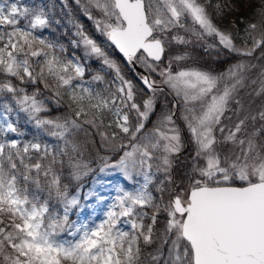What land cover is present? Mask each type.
<instances>
[{"label": "snow or ice", "instance_id": "snow-or-ice-1", "mask_svg": "<svg viewBox=\"0 0 264 264\" xmlns=\"http://www.w3.org/2000/svg\"><path fill=\"white\" fill-rule=\"evenodd\" d=\"M71 2L104 38L69 21L72 46L100 62L90 81L86 63L37 34L61 22L54 5L0 3V95L11 96L0 106V264H264V4L238 18L241 30L220 26L237 10L232 0ZM174 44L235 59L215 73L178 67L190 53L171 55ZM122 64L138 70L141 87ZM37 85L51 95L41 99ZM64 95L69 112L49 115L46 101L59 107ZM16 113L57 143L21 139ZM80 132L93 139L78 140ZM187 144L193 151L181 161ZM97 162L139 186L118 187L100 223L76 226L79 182ZM29 182L47 191L43 201L30 198Z\"/></svg>", "mask_w": 264, "mask_h": 264}, {"label": "trees", "instance_id": "trees-1", "mask_svg": "<svg viewBox=\"0 0 264 264\" xmlns=\"http://www.w3.org/2000/svg\"><path fill=\"white\" fill-rule=\"evenodd\" d=\"M12 2H18L20 4L23 5H27L29 7H35L36 5H42L45 6L46 8L49 6L54 5L53 8V13L54 19H59L61 22L59 24H53L50 28L48 29H44L39 31L40 33L38 34H42L43 38L54 41V42H58L63 44L66 49L67 52L64 54L67 57V53H74L77 54L84 63H86L88 65V71L86 73L85 76V80L86 81H90L92 75H94L97 71H99L101 68L99 67L100 62L99 61H87L84 60V49L83 46L79 47V48H75L72 46L71 41L73 40H78L79 38L77 36H75L74 34V24L70 23L69 21H75L78 20L80 23H82L84 25V29L85 32L92 36L94 39H96L98 42H103V37L100 36V34L98 32H96V30L93 27V24L91 21L87 20L83 15H81L79 13V11L76 9L75 5L72 4L71 0H69V8H63L61 2L59 3L58 0H0V3H5L10 4ZM233 5L236 7V11L228 17V20L224 23H221L220 26L221 27H225L229 22L235 25V28L237 29H243L244 28V23L239 22L238 18L239 17H250L251 13L253 12V10H258L259 7L261 6V4H264V0H232ZM219 23V22H218ZM23 25V22H22ZM242 33V31H241ZM174 53L173 55L176 54H183L185 51H188L191 53V49H193V53H195L197 56H190L189 60L184 61L183 63L179 64L180 66H189V65H198L204 69L210 70L212 72H220L222 70H224L226 68V66H228L229 64L232 63V61L235 59L234 57H230L224 53H222L220 55V57L216 60H214L213 58H210L207 54H205L203 52V50L195 45L190 46L188 48H185L183 46H178V45H174ZM111 54L113 55L114 58H116L117 60H119V55L118 53L110 48L108 49ZM123 71L125 73V75L129 78L132 79L138 87H141L139 85L138 80H136V72L133 69H129L127 66L123 65ZM108 78L110 79V75H108ZM14 83L16 81H13ZM76 83H80L79 81H77ZM85 86H89L88 84H85ZM92 87H100V85L98 84H93L91 85ZM27 89L29 92L32 91L33 86L32 85H26ZM36 87H39L41 89L42 92V96L40 97L41 99H43L44 97H48L51 95L50 91L44 90L42 85H37ZM169 101H171V98L168 97ZM5 101H9L11 102V96L4 94V95H0V106L3 105V103ZM46 103H48L49 107L52 109V112L49 113V115L55 116V115H60V114H67L69 112V100L67 95H64L62 98V102L61 105L59 107H57L55 105V103L51 100L46 101ZM13 108H15V104L14 102L12 103ZM13 121L19 126V128L21 130L24 131L25 136L22 137L21 139L24 140H29L32 139L33 136L39 135L40 139L44 142H47L50 145H55L57 143L56 140H54L53 138H50L48 136H45L43 134L38 133V130H36L31 124L26 122V116L23 113H16V115H14L12 117ZM106 122V121H105ZM85 130L88 132H93L94 130L89 128L88 125H85ZM78 140H91L93 139V137H86L84 132H80L77 136ZM94 139L98 142L99 141V136H95ZM95 145H93L92 147V154H94L95 152ZM102 155L104 154L103 152L101 153ZM86 158L89 156L88 153H85ZM189 156V153L186 154L185 156L181 157L180 160L183 159V161L185 160L186 157ZM92 167L95 169V171L91 172L90 174H88L87 176L83 177L82 180L79 182V184H81L82 182L87 181V183H90V181L94 178V174L99 173V163H95L92 165ZM180 171L183 175L182 169L178 170ZM105 173H107V175H105ZM64 175H67V169L64 170ZM105 175V176H104ZM100 176H104V178H110L113 179L115 178V175L113 174H108L107 171L105 172H101L97 175V177ZM42 182H43V178H42ZM63 183H68L67 179L63 180ZM20 184L23 186L24 181L20 180ZM89 184L84 185V188H86V186ZM28 188H29V195L30 198L32 195H38L41 198V201H43L46 197H47V191H39L35 188V186L33 184H31L29 182L28 184ZM104 191V190H103ZM77 192V187H76V183L73 182V184L71 185V190H70V194H75ZM93 199V198H92ZM50 207L52 210H59L60 209V205L57 204V202L55 200L50 201ZM73 211H76V209H74ZM74 216V214L70 215V219H72ZM163 220V215L161 216V221ZM163 227V224L160 223L157 225L158 229H161ZM155 247V246H153ZM151 251V249H145V252Z\"/></svg>", "mask_w": 264, "mask_h": 264}, {"label": "rangeland", "instance_id": "rangeland-1", "mask_svg": "<svg viewBox=\"0 0 264 264\" xmlns=\"http://www.w3.org/2000/svg\"><path fill=\"white\" fill-rule=\"evenodd\" d=\"M58 1H59V3L61 2V0H58ZM73 30H74V34H75L76 29L73 28ZM38 33H40V32H37V34ZM240 34H241V37H242L243 36V32L240 33ZM38 35L43 36L42 34H38ZM174 45L172 46V49H171V52H170L171 55H173V53H174V48H175ZM199 48H201V47H199ZM193 52H194L193 49H191V53L189 52L190 56H197ZM67 58L75 59V58H80V57L77 54H74V53H67ZM82 62H83V60H82ZM183 62L184 61L180 62V64L183 63ZM189 66L190 67H195V68H198V69H201V70H206V69H204V68H202V67H200L198 65H189ZM189 66L188 65L187 66L186 65L185 66H180L179 65L178 67H189ZM99 67L101 68V65H99ZM249 91H251L250 88L249 89H245V90H243L241 92V95L244 96V100H245L246 104H247V102L249 100L253 99V97H249V96H245L244 95L245 92H249ZM255 103L259 104L260 103V99L257 98L255 100ZM178 115H179V113H178ZM105 123H107V120H106ZM224 146H226V145H224ZM230 147H231V145L226 146L223 149L225 151H227V149L230 148ZM192 151H193V149L191 148V150L188 153L190 154V153H192ZM181 161H183V159ZM107 172H108V174L115 175V178H113V179H110V178H107V177L104 178V176L107 175V173H105V175L103 177L102 176L97 177V175L99 173H101L99 171V173L94 174L95 176L90 181V183H87L88 180H86V181H84V182H82L80 184V190H79L80 205H79L78 208H76V211L70 212V215L74 214L73 218L70 219V220L72 222H75L76 226H80L82 224H87L89 227H93V226H95V224L100 223V221L104 219V214L107 211L108 206L113 202L114 197L117 195L116 189L118 187H123L126 190L133 191V190H135V188H137L139 186L135 182L126 181L124 179V177L122 175H120L118 172H114L112 170H107ZM137 179L141 180V182H142V178L138 177ZM86 184H89V185H87L86 188H84V185H86ZM89 193H91L92 195L89 196ZM165 199H167V197H165ZM145 222L147 223V221H145ZM122 227L125 230H129V226L128 225H122ZM59 238L60 239H64V240L74 239L70 235H63V236H61Z\"/></svg>", "mask_w": 264, "mask_h": 264}, {"label": "water", "instance_id": "water-1", "mask_svg": "<svg viewBox=\"0 0 264 264\" xmlns=\"http://www.w3.org/2000/svg\"><path fill=\"white\" fill-rule=\"evenodd\" d=\"M137 71H138V70H137ZM187 149H188V146L186 147V150L184 151V153L187 151ZM184 153H183V154H184ZM183 154H182V155H183Z\"/></svg>", "mask_w": 264, "mask_h": 264}]
</instances>
